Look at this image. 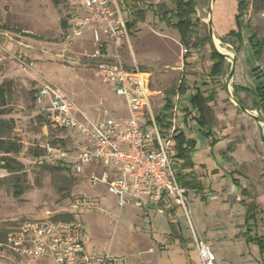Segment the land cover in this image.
<instances>
[{"label": "rangeland", "instance_id": "1", "mask_svg": "<svg viewBox=\"0 0 264 264\" xmlns=\"http://www.w3.org/2000/svg\"><path fill=\"white\" fill-rule=\"evenodd\" d=\"M119 1L123 9L129 0ZM158 2L171 7L168 0H145L144 5L148 8L145 20L128 32L117 53L109 42L108 51L126 65L136 63L141 70L151 72L150 90L160 92L150 99L155 119L163 108L161 94L165 96L169 90L177 88L181 79L186 88L213 91L214 100L208 103L204 125L195 119L197 112L189 110L190 105L183 98H173L174 107L170 111L171 118L174 112L177 116L184 114L186 123L177 117L176 125L183 127L195 140L190 154L192 159L202 162H195V172L202 181L203 194L193 190L188 192L192 222L201 238L212 241L210 230L205 233L199 224L202 218L207 215L203 222L219 221L230 228V223L239 222L241 217L245 220L247 207H255V212L250 210L249 215L261 219L259 232H264V200L258 198L264 195V161L261 166L254 157L264 145V122L239 107L238 99L248 112L262 118V114L253 109L252 95L244 91H239L237 97L233 95L235 84L254 88L247 63L251 56L246 44L248 34L243 32L244 43L236 55L234 47L237 43L232 39L223 43L212 27L227 58L225 74L211 80L207 77L210 44L205 42L199 49L181 45L177 30L159 20L155 11ZM210 8H213V1L197 0V17L203 23L201 35L204 37L208 35ZM79 12L77 0H60L58 4L53 0H0V82L13 81L10 116L15 120V133L23 144L22 150L15 155L23 164V190L19 197L14 196V175L0 172V229H8L29 218L73 220L80 223L81 243L95 264H168L171 259L169 264H176L174 257L186 254L188 249L169 237L168 214L157 208L156 211L145 208L141 211L128 204L120 209L116 197L103 186L90 185L87 174L67 176L30 163L38 146L50 139L70 147L81 138L54 126L47 118L42 102L34 100V90L44 80L63 89L94 121L106 112L117 119L128 116L123 98L115 95L94 73V64L89 57L93 48L89 27L79 38L66 37L72 19L78 17ZM122 13L124 18H129L126 12ZM62 20H66V27H62ZM243 21L264 36V0H249ZM214 46L219 50L215 43ZM262 52L259 66L264 69V50ZM232 57H235L233 74L227 80ZM178 66H182L183 71L172 74L175 72L172 69ZM203 131H208L210 137L206 138ZM236 151L241 155H235V160L241 165L231 157ZM232 185L241 189L240 200L232 194ZM248 198H255V201L250 204ZM161 204L164 208L173 207L169 201ZM178 221L184 235H189L193 242L185 215L182 214ZM231 232L227 230L226 237ZM190 255L194 264H199L197 252L192 250ZM228 259L225 258L226 264L230 263ZM0 264H20V260L2 247Z\"/></svg>", "mask_w": 264, "mask_h": 264}, {"label": "built area", "instance_id": "2", "mask_svg": "<svg viewBox=\"0 0 264 264\" xmlns=\"http://www.w3.org/2000/svg\"><path fill=\"white\" fill-rule=\"evenodd\" d=\"M78 3L82 14L73 21L66 37L79 38L91 27L93 48L89 57L94 73L123 98L128 116L117 119L106 112L94 121L63 89L44 80L38 87L37 102H42L47 118L54 126L81 138L70 147L40 144L30 163L36 167L59 166L76 176L87 174L90 185L103 186L116 197L120 209L127 204L142 210L164 201L173 203L188 221L201 263L217 264L214 251L192 222L189 190L177 180L172 168L175 128L163 135L151 112L150 74L127 66L108 51V42L117 53L128 37L120 1ZM236 191L232 185L231 192ZM81 234L77 221L23 219L8 231L0 248L20 264H95L84 251Z\"/></svg>", "mask_w": 264, "mask_h": 264}, {"label": "trees", "instance_id": "3", "mask_svg": "<svg viewBox=\"0 0 264 264\" xmlns=\"http://www.w3.org/2000/svg\"><path fill=\"white\" fill-rule=\"evenodd\" d=\"M168 1L171 4L170 8L163 2L155 4V11L159 20L163 21L166 26L177 30L179 34V43L185 47L199 49L205 42L209 43L210 66L208 67L207 77L211 80L222 77L225 74V57L216 51L208 35L205 37L201 35L203 23L197 17V0ZM53 2L58 4L60 0H53ZM144 4L145 0H129L122 9V11L126 12V15H129V18H125V25L128 32L132 31L139 22L145 20L148 8H146ZM248 6L249 0H213L211 25L216 36L223 43L228 42L227 39H232V41L237 43L234 47V53H236V55L240 52L244 43L243 32H247L248 38L246 44L251 51V56L247 59V63L250 68V76L252 79L251 81L254 83V88H246L235 84L233 87V95L237 97L239 91H244L252 95L253 109L258 110L264 119V69L259 66V61L263 55L262 51L264 50V36L261 37L256 31L250 28L247 22L243 21V16ZM61 24L62 27H66V20H62ZM219 50L223 51L221 47ZM223 53L225 54L224 51ZM179 84L180 91L183 92L185 90L183 81ZM13 91L12 80L8 79L0 82V172L4 171L10 175H14V196L19 197L23 190L21 178L23 164L17 160L15 155L19 154L22 150L23 144L15 133V120L10 116L12 113L11 99ZM37 91L38 88L34 90L33 94L35 101H37ZM213 100L214 93L212 90L201 91L197 89L196 93L189 98V110L197 112L198 115L195 119L200 122L201 125L205 124L203 119L209 110L208 103ZM238 101L240 105H243L241 100L238 99ZM172 107L171 98L165 97L163 108L156 119L158 124L157 127H159L163 135L167 132L164 129H169L171 125L170 111ZM202 133L206 138L210 137L208 131H203ZM47 142L54 145L59 143L56 139H50ZM173 142L171 146V164L177 180L188 190H195L197 194H201L203 188L195 172V163L190 154L195 147V140L186 137L182 131L176 129L173 135ZM43 168L55 172L59 171L67 176H74L68 169L59 166H43ZM249 211L245 221L247 229L243 236L250 241L256 242L259 245V250L264 252L263 236L255 235V233L252 234L255 222H248L251 221L250 218L252 217L251 214L249 215ZM56 218L59 217L57 216ZM17 223L13 224L8 229H0V243L5 240L8 231L13 226H16Z\"/></svg>", "mask_w": 264, "mask_h": 264}, {"label": "crops", "instance_id": "4", "mask_svg": "<svg viewBox=\"0 0 264 264\" xmlns=\"http://www.w3.org/2000/svg\"><path fill=\"white\" fill-rule=\"evenodd\" d=\"M77 3H78V0H77ZM79 8H80V5H79ZM81 14H82V12H81V8H80V12H79L78 16H80ZM76 17H74L72 19V22L76 19ZM89 31L91 32V27H89ZM127 66H137V67H139V65L136 64V63L128 64ZM172 70L175 71L172 74H176V73H178V71L182 72L183 68H182V66H178L177 68H174ZM148 73L150 74V83H151V72H148ZM181 81H183V83H184V80H182V79L179 81V83ZM179 86H180V84H178L177 88L169 90L165 96L163 94H161V96L163 98V102H160V103H163V105H164L165 97H170L171 101H172V104L175 102V100H174L175 98H183V101L186 104H189V98H190V96H192V95H194L196 93V90H192V89H189V88L185 87V90L183 92H181ZM151 93H152V96L160 94V92L154 91V90H152V88H151ZM174 110H175V108H174ZM172 114L173 115H172V118H171L170 128L172 126H174V128H175L174 131L176 129L180 130L184 134H186L185 135L186 137L191 138L190 135H187V133L185 132L183 127H181L180 125L179 126L176 125L177 117L180 120H183V122L186 123V121H185L186 119H185L184 114H180L181 116H177L176 112H174ZM173 143L174 142L172 141V144ZM238 151L233 153L232 156H231L233 158V161H235V163H238V161L235 160V155L239 156V157L241 155ZM258 151H259V153L262 154V156H261V154L257 153L254 157L261 163V166H263L262 162L264 161V155H263L264 154V145H262V147H260ZM191 156H192V154H191ZM193 161H194V163L196 162L198 164L199 163L202 164L200 159H196V160L193 159ZM239 164H240V162L238 163V165ZM199 182H202V181L200 180ZM201 185H202V188H203V184L202 183H201ZM236 188H237L236 193H232V194L235 195L236 199H237V196H238L239 200H240L241 189H239L238 186H236ZM193 191H195V190H193ZM195 193H197V192L195 191ZM201 194H203V191H202ZM258 198L264 200V195H262V197H258ZM248 199H249L248 202H250V204H251V202L255 201V198H248ZM256 201H257V204L260 202L259 199L256 200ZM171 204L173 205V207H171V208H167V207L164 208V206L162 204H161L162 207L158 208V204H151V205L145 207V209L146 210H151V211L152 210L156 211V208H157V210L159 212H161V213L164 212L165 214H168V216H169V226H170L169 237H172L171 239H172L173 242L177 241L181 246H184L185 249H188L186 254H182V255H178V256L174 257L175 261H176V264H194V260L192 259L191 255H190V252L192 250L197 252V256H198V259H199V264H202L194 242L191 241L189 235L188 236L184 235L183 231L181 230L182 227H181V225H179L180 223L178 221V218H180V217L182 218V214L184 215L183 211L179 207L175 206L173 203H171ZM257 204H255V205H257ZM254 208L255 207H247L246 216L248 214V211L249 210L254 211ZM138 209H140V208H138ZM216 215H217V213H215V216ZM246 216H245V220H242V217H241L239 219L240 220L239 222H237L235 224L234 223H230L231 224L230 228H227L225 225L219 223V221H216V222L213 221V223L212 222L205 223V221L203 222V220L207 219V217H208L207 215L205 216L206 217L205 219L202 218L200 220L199 224L202 227V230H205V233H206V231L210 230L209 233L211 234L212 241H207L206 239H204V240L210 246L211 250L214 251V253L216 255V258H217V264H223V262L226 264V261H225L226 257L229 258L228 259L230 261L229 264H264V252H261L259 250L260 249L259 245L256 242L250 241L246 237L243 236L244 233L246 232V229H247V224L245 222L246 221ZM252 217H253V219L251 221H248L249 223L255 222V225L254 226L252 225L253 226L252 234L255 233V235H262L263 238H264V232H259L260 231L259 224L261 222V219L259 220L254 214H252ZM227 230L232 231L231 232L232 234H230V236H228V237H226V234H225V232ZM174 258H173V261H174ZM171 262H172V259L170 260L169 263H171Z\"/></svg>", "mask_w": 264, "mask_h": 264}, {"label": "water", "instance_id": "5", "mask_svg": "<svg viewBox=\"0 0 264 264\" xmlns=\"http://www.w3.org/2000/svg\"><path fill=\"white\" fill-rule=\"evenodd\" d=\"M212 1H213V0H211V2H212ZM211 9H212V8H210V11H208V12H209V20H208V22H207V24H208L207 26H208V35H209V38H210L211 44L214 46V40H213L214 35H213V29H212V25H211V17H212V11H211ZM214 48L216 49V51H217L218 53H220V54L223 55L225 58H227V55H226V54H224L223 52H220L215 46H214ZM231 60H232V63H231L230 72H229V74H228V76H227V80H228V79L232 76V74H233V67H234L235 57H232ZM239 107H240L244 112L248 113V114H249L251 117H253L254 119H256V120H258V121H262V122H264V119H262L261 117H258V116H255V115L251 114V113L248 112V110L245 109L242 105L239 104Z\"/></svg>", "mask_w": 264, "mask_h": 264}, {"label": "bare ground", "instance_id": "6", "mask_svg": "<svg viewBox=\"0 0 264 264\" xmlns=\"http://www.w3.org/2000/svg\"><path fill=\"white\" fill-rule=\"evenodd\" d=\"M213 40H214L216 46H217L218 48H220V45L218 44V40H217V38H216V37H213ZM223 51L225 52V49H223ZM225 53H226V52H225Z\"/></svg>", "mask_w": 264, "mask_h": 264}]
</instances>
